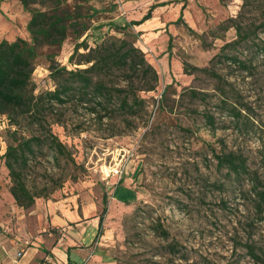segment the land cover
Segmentation results:
<instances>
[{
	"label": "rangeland",
	"instance_id": "1",
	"mask_svg": "<svg viewBox=\"0 0 264 264\" xmlns=\"http://www.w3.org/2000/svg\"><path fill=\"white\" fill-rule=\"evenodd\" d=\"M123 1L69 0L89 16L99 12L88 19L90 30L80 39L71 35L64 42L55 57L59 64L75 67L70 56L87 33L91 46L114 34L136 40L140 47ZM178 2L182 11L177 20H182L167 29L171 57H155L149 50L146 54L160 77L155 91L140 92L147 100L146 113L128 122H99L81 108H68L67 123L52 124L67 154L57 161L46 148L30 161L28 184L46 194L28 209L11 195L0 154V235L16 240L18 251L36 247L43 251L42 261L57 264L48 255L64 231L53 230L44 213L48 203L72 198L90 212L84 225L75 226V242L67 238L82 251L71 250V264H264V221L252 215L251 185L247 178L239 182L229 177L214 156L243 152L264 183V52L254 44L264 41V0ZM241 12L248 32L258 35L248 44L226 46L237 36L235 28H226L227 21ZM25 15L18 24L25 22V37L30 38V13ZM114 25H127L124 34ZM226 55L239 56L248 71ZM49 64L45 56L39 59L33 74L37 91L54 88ZM117 75L122 81V74ZM231 107L243 115L233 116ZM81 123L85 130L78 129ZM7 124L1 117L3 153L5 138H10ZM118 166L124 167L122 176L112 172ZM104 209L103 234L95 240L98 224L91 219L97 217L99 223ZM158 222L169 232L168 239L155 232ZM248 244L254 245L259 260L248 254Z\"/></svg>",
	"mask_w": 264,
	"mask_h": 264
},
{
	"label": "trees",
	"instance_id": "2",
	"mask_svg": "<svg viewBox=\"0 0 264 264\" xmlns=\"http://www.w3.org/2000/svg\"><path fill=\"white\" fill-rule=\"evenodd\" d=\"M21 3L30 13L27 24L30 38L18 36L13 41L3 39L0 42V118L7 120L6 129L10 135L8 141L5 138L7 147L2 154L11 179L9 191L19 207L28 209L35 204L37 197L46 194L34 191L28 184L30 161L44 155L46 148L57 161L67 154V147L52 131V124L65 125L67 110L72 107L81 108L99 122H128L140 112H147V100L140 92L155 91L160 77L154 65L147 60L146 53L136 45V40L114 34L91 46L87 33L86 38L75 45L70 56L75 67L59 64L55 57L64 42L71 35L80 39L90 30L88 19L95 17L98 9L89 16L69 0H21ZM152 9L143 19L132 20L129 24L134 26L150 18ZM242 13L227 21L226 28H235L237 36L226 46L248 44L258 35L255 31L254 36L248 32L241 21ZM181 20L182 17L177 23ZM126 27L114 25L117 33L124 34ZM254 44L258 52H264V41ZM42 56L50 63L49 76L54 88L37 91L33 74ZM226 59L248 71L249 65L239 56L226 55ZM81 65L84 67H79ZM118 73L122 74V81L115 79ZM231 109L233 116L239 118L243 115L238 107ZM78 129L85 130L82 123ZM214 156L218 168L226 170L229 177L233 176L239 182L247 178L251 185L248 193L252 215L263 222L264 183L258 172L250 169L248 157L235 150L221 151ZM262 159L264 161V154ZM243 196L245 198L244 193ZM105 214L106 209L99 215L95 240L103 234ZM154 228L161 237L169 238V232L160 222ZM174 247L173 243L169 244L171 252ZM247 248L251 257L260 259L253 244H248Z\"/></svg>",
	"mask_w": 264,
	"mask_h": 264
},
{
	"label": "crops",
	"instance_id": "3",
	"mask_svg": "<svg viewBox=\"0 0 264 264\" xmlns=\"http://www.w3.org/2000/svg\"><path fill=\"white\" fill-rule=\"evenodd\" d=\"M178 1L179 0L123 1L122 7H124L128 13L129 21L143 19L153 7L150 18L144 20L141 24L134 25V30L139 34L140 48L146 54H148L147 51L149 50L151 53L154 52L155 57H171V53L167 51L170 45V36L167 29H170L172 25H176L175 21L177 20V14H180L182 11L181 4ZM172 13L174 16L170 17ZM25 17V10L21 0H0V42L3 39L13 41L18 36L25 37V22H23L21 26L18 24L19 20ZM0 154H3V151H0ZM46 206L44 214L46 217H49V224L55 228V230L62 228L64 231L59 242L51 248L50 255L48 256H51V258L55 257L58 261V263L55 261L57 264H71V250L82 251L81 249L73 248L75 244L68 241L67 238L75 242L77 239L76 235L73 233L76 231L75 226L84 225L85 222H87L85 219H88V213L90 211L86 206H80L78 201L72 198L59 199L52 202V204L48 203ZM91 222L97 225V217L91 219ZM71 228H73L74 231ZM18 244L16 240L6 235H0V264H47L46 261H42L44 257L41 249L30 247L26 250L22 248L18 251ZM87 250L89 252L91 249L88 248ZM48 256H46V259L49 258Z\"/></svg>",
	"mask_w": 264,
	"mask_h": 264
},
{
	"label": "built area",
	"instance_id": "4",
	"mask_svg": "<svg viewBox=\"0 0 264 264\" xmlns=\"http://www.w3.org/2000/svg\"><path fill=\"white\" fill-rule=\"evenodd\" d=\"M164 92V89L159 93V98L162 97V94ZM113 174L116 176H122L123 171H124V167L123 166H118V167H113L112 169Z\"/></svg>",
	"mask_w": 264,
	"mask_h": 264
}]
</instances>
